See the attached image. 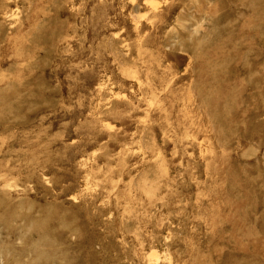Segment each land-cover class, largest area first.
<instances>
[{"label": "rangeland", "instance_id": "374dc122", "mask_svg": "<svg viewBox=\"0 0 264 264\" xmlns=\"http://www.w3.org/2000/svg\"><path fill=\"white\" fill-rule=\"evenodd\" d=\"M0 264H264V0H0Z\"/></svg>", "mask_w": 264, "mask_h": 264}]
</instances>
